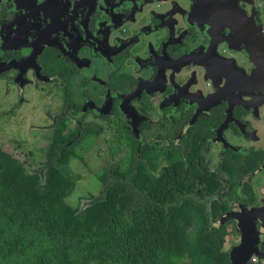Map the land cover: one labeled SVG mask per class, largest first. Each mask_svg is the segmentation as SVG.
<instances>
[{
    "label": "flooded vegetation",
    "instance_id": "flooded-vegetation-1",
    "mask_svg": "<svg viewBox=\"0 0 264 264\" xmlns=\"http://www.w3.org/2000/svg\"><path fill=\"white\" fill-rule=\"evenodd\" d=\"M8 99L3 113L25 118L31 140L48 130L52 141L62 123L69 142L107 153L120 137L158 149L156 174L172 160L205 171L219 191L205 195L191 174L189 193L227 203L221 220L261 208L264 252V0H0Z\"/></svg>",
    "mask_w": 264,
    "mask_h": 264
},
{
    "label": "trees",
    "instance_id": "trees-1",
    "mask_svg": "<svg viewBox=\"0 0 264 264\" xmlns=\"http://www.w3.org/2000/svg\"><path fill=\"white\" fill-rule=\"evenodd\" d=\"M65 128L55 129L43 174L0 157V264H233L224 246L237 229L221 220L230 206L189 193L191 174L210 197L218 179L183 170L172 157L156 174L158 149L120 137L108 149L115 161L95 173L101 193L80 208L67 201L80 178L71 160L85 161L92 145L69 142ZM228 164L234 189L239 165Z\"/></svg>",
    "mask_w": 264,
    "mask_h": 264
},
{
    "label": "rangeland",
    "instance_id": "rangeland-1",
    "mask_svg": "<svg viewBox=\"0 0 264 264\" xmlns=\"http://www.w3.org/2000/svg\"><path fill=\"white\" fill-rule=\"evenodd\" d=\"M10 101L11 99H8L4 106L0 103V157L12 167L24 165L29 171L43 174L47 150L51 143V131L35 133L34 139L31 140L28 137L29 122L25 118H15L3 113L11 106ZM110 163L104 143L85 152V161L73 158L72 168L79 173L80 178L76 182L74 192L67 199L68 203L83 208L92 195L100 194L103 186L95 173ZM237 242V235H228L225 250H230Z\"/></svg>",
    "mask_w": 264,
    "mask_h": 264
},
{
    "label": "water",
    "instance_id": "water-1",
    "mask_svg": "<svg viewBox=\"0 0 264 264\" xmlns=\"http://www.w3.org/2000/svg\"><path fill=\"white\" fill-rule=\"evenodd\" d=\"M260 209L241 205L237 211L226 216L236 220L235 226L240 234L239 242L229 250L233 264H250L255 258H264V252L259 248L262 231L256 226Z\"/></svg>",
    "mask_w": 264,
    "mask_h": 264
}]
</instances>
